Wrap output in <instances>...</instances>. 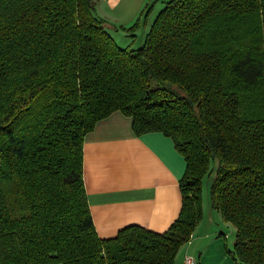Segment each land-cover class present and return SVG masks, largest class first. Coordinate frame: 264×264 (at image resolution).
<instances>
[{
    "label": "trees",
    "instance_id": "obj_1",
    "mask_svg": "<svg viewBox=\"0 0 264 264\" xmlns=\"http://www.w3.org/2000/svg\"><path fill=\"white\" fill-rule=\"evenodd\" d=\"M117 110L186 160L164 232L96 231L84 140ZM206 175L236 264H264V0H169L139 48L118 44L96 0H0V264H176Z\"/></svg>",
    "mask_w": 264,
    "mask_h": 264
},
{
    "label": "crops",
    "instance_id": "obj_2",
    "mask_svg": "<svg viewBox=\"0 0 264 264\" xmlns=\"http://www.w3.org/2000/svg\"><path fill=\"white\" fill-rule=\"evenodd\" d=\"M168 1L96 0V13L106 21L116 41L131 46L141 38L144 43L151 24ZM139 18L143 23L133 35L122 29L131 27ZM83 153L84 183L101 238L115 237L130 225L164 232L178 218L182 208L180 180L186 160L171 137L159 131L137 135L132 118L117 110L87 133ZM220 214L209 210L212 219L216 216L222 220ZM206 221L204 215L179 253L185 251L183 257L194 255L198 264H236L226 252L225 233L221 228H204ZM227 224L235 234V226Z\"/></svg>",
    "mask_w": 264,
    "mask_h": 264
},
{
    "label": "rangeland",
    "instance_id": "obj_3",
    "mask_svg": "<svg viewBox=\"0 0 264 264\" xmlns=\"http://www.w3.org/2000/svg\"><path fill=\"white\" fill-rule=\"evenodd\" d=\"M142 23H143V18H142ZM141 23V24H142ZM113 33V32H112ZM111 33V34H112ZM126 36H128V33H125L123 34ZM132 39V38H131ZM141 40H143V38H141ZM141 40H138V41H135L131 46L132 48H139L142 46L143 43H141ZM118 44L120 46H123V47H126L128 45V43H120L121 41H117ZM210 185H211V177L209 175H206L204 180H203V185H202V197H203V209H204V215H205V219H207V221L205 222L204 224V228H209V229H217L218 228H221V230L225 233V240H226V245H225V248H226V252L232 256L231 252H233V249H234V239H235V234L233 232H231L229 230V222H226L223 217H222V220H218L216 218V216L213 217L212 219V216H209V210L211 209L212 211H214V214L216 215L217 213H221L219 210L215 209V208H210L212 206H210ZM221 215V214H220ZM209 222V223H208ZM220 230V231H221ZM181 250V248H180ZM180 250L178 251V254H177V264H185L183 263V254L185 251H181ZM188 255H191V254H188ZM187 256V255H186ZM193 257H195L194 255H191Z\"/></svg>",
    "mask_w": 264,
    "mask_h": 264
},
{
    "label": "built area",
    "instance_id": "obj_4",
    "mask_svg": "<svg viewBox=\"0 0 264 264\" xmlns=\"http://www.w3.org/2000/svg\"><path fill=\"white\" fill-rule=\"evenodd\" d=\"M185 264H198V259L196 257H193L191 255H187L184 258Z\"/></svg>",
    "mask_w": 264,
    "mask_h": 264
}]
</instances>
